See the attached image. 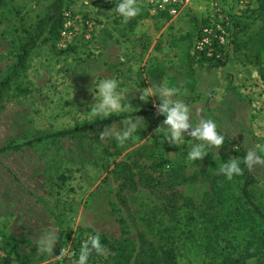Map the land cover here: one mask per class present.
Segmentation results:
<instances>
[{
	"label": "rangeland",
	"instance_id": "374dc122",
	"mask_svg": "<svg viewBox=\"0 0 264 264\" xmlns=\"http://www.w3.org/2000/svg\"><path fill=\"white\" fill-rule=\"evenodd\" d=\"M54 1L0 0V83L13 76L0 102V147L22 146L0 154V264H75L81 242L97 233L112 241L134 238L140 254L131 264H164L171 249L178 264H264V224L241 200L242 175L228 180L219 172L218 164L239 159L229 146L207 148L202 160L190 161L193 138L169 144L159 130L153 138V124L166 119L157 113L133 117L142 126L122 146L100 133L120 131L127 119L26 145L94 122L83 112L93 102L92 71L97 81L117 80L133 104L123 114L162 103L159 96L140 100L138 89L164 82L179 89L193 123L212 119L246 151L264 147L258 61L264 0H192L176 17L141 12L127 23L113 6L62 0L60 33L52 34L48 23L26 63L15 69L28 34ZM205 28L212 32L199 50ZM188 34L192 63L174 43ZM217 35L224 38L220 51L210 43ZM190 65L194 92L185 85ZM252 170L253 197L264 210V166ZM48 229L59 239L52 253H43L35 241ZM114 255L105 248L89 264H114Z\"/></svg>",
	"mask_w": 264,
	"mask_h": 264
},
{
	"label": "clouds",
	"instance_id": "9594fccd",
	"mask_svg": "<svg viewBox=\"0 0 264 264\" xmlns=\"http://www.w3.org/2000/svg\"><path fill=\"white\" fill-rule=\"evenodd\" d=\"M122 18L124 23L140 14L141 8L137 0H115V6L112 9ZM94 77L89 92L92 94L93 102L88 105L85 121L104 120L110 116H119L130 111L132 103L125 100L121 87L116 79L103 77L97 81V77L90 71ZM141 92L139 99L147 102L152 96H159L162 103L156 105L157 113L166 117L157 130L163 133L165 142L174 145H183L186 137L193 138L196 142L189 145L187 159L190 161L202 160L206 154L207 148L219 149L225 143V137L218 132L217 124L212 119H204L198 123H193L190 119V106L180 98L179 89L170 87L162 82L153 84L144 89H138ZM139 117V116H137ZM141 119L128 118L125 126L117 131L106 127L101 133L100 138H114L121 146L134 137L142 126ZM244 165L251 171L256 165L264 166V147L250 148L246 151L243 160L229 158L226 162L218 164L219 172L226 179L232 180L235 176L243 174ZM73 229H75L73 227ZM57 233L52 230H44L39 234L35 241L38 251L43 253H52L55 244L58 241ZM97 256L105 255V246L102 244L100 234L89 235L87 239L80 244L79 256L75 264H89V258L93 254Z\"/></svg>",
	"mask_w": 264,
	"mask_h": 264
},
{
	"label": "trees",
	"instance_id": "16d2710c",
	"mask_svg": "<svg viewBox=\"0 0 264 264\" xmlns=\"http://www.w3.org/2000/svg\"><path fill=\"white\" fill-rule=\"evenodd\" d=\"M78 1V0H77ZM138 3V2H137ZM92 5H99V6H115V0H94ZM138 5L141 8V12L150 14L149 10L146 6L138 3ZM52 10V11H51ZM61 14V15H60ZM155 17L159 18H170V16L167 13L160 12L158 14H153ZM63 17L64 13H62V0H55L50 8V12L42 19H40L37 23V26L35 27V30L28 34L27 42H25L21 48V52L19 53L17 57V63L15 64V69L19 66L26 63L28 57L30 56V53L32 49L36 46L38 39L42 35V31L44 27L50 23V32L52 34L58 35L63 28ZM192 34H188L185 38L181 40H176L174 43L179 46L184 54L185 59L190 63H192V59L195 58L193 56V53L191 52V46L190 41L193 39ZM218 35L215 37H212L211 40V47L214 49L220 51L222 50V46L219 42ZM209 48V46H208ZM220 49V50H219ZM200 54H204L202 51L199 52ZM195 55V54H194ZM198 55V56H199ZM216 61H222L223 60H216ZM259 61V68L261 77L264 81V50H261L260 56L258 58ZM13 76L8 75L1 83H0V102L3 100V97L5 95L6 90L10 87L12 82ZM195 78H194V70L192 68V65L189 66V71L187 73V78L185 80V85L187 88L194 92L196 89L195 84ZM157 113V107L152 106L149 107L147 110L134 112L131 114H123L119 116H111L109 118H105L104 120H97L90 124H86L83 126L71 128L68 130H61L58 132H55L53 134H48L44 136H40L35 140L27 142V146L33 145L35 142H40L43 140L48 139H56V138H62L69 135H77L81 133H86L87 131L97 128V127H105L108 125H111L112 123L119 122L128 118H133L135 116H141V115H155ZM158 114V113H157ZM158 125L155 122L152 127V135L154 139L158 138ZM219 133H221L225 137V143L223 145L229 146L234 154L239 157L240 160H243L244 155L246 153V150L244 147H242L235 139H231L227 134L223 133L222 131L218 130ZM22 146H15V145H9V146H3L0 147V154L7 152V151H14L21 149ZM241 167L244 169L242 174V189H241V200L243 203L247 204L252 211L255 213V215L258 217V219L264 224V210L260 207L259 204H257L254 200L252 189L257 184V177L254 174L253 170L249 171L243 164ZM102 244L105 246L106 249H109L112 252H115V255L113 256L114 264H131L133 254L136 253L138 256L140 254L138 248L136 247V241L132 237H124L120 240H110L106 236H101ZM142 241V240H141ZM167 253V252H166ZM165 253L163 257V263L164 264H178V258L177 254H174V250H170L167 254ZM93 256L96 258H99L100 256H97L93 252ZM33 259H27L23 260L21 264H33ZM137 263V262H136Z\"/></svg>",
	"mask_w": 264,
	"mask_h": 264
},
{
	"label": "built area",
	"instance_id": "2783aa9c",
	"mask_svg": "<svg viewBox=\"0 0 264 264\" xmlns=\"http://www.w3.org/2000/svg\"><path fill=\"white\" fill-rule=\"evenodd\" d=\"M192 0H137L138 3L144 5L147 7L149 12L151 14H158L160 12H164L169 14L172 17L178 16L181 11L183 10L184 7L190 4ZM82 2L85 5H92L94 0H82ZM66 17H69V13H65ZM72 29V23L69 22L65 25L64 30L62 34L65 36L68 34V32ZM210 31L208 28H205L202 30L200 34V40L196 43V48L197 49H203L206 44L209 42V37H210ZM219 42H223V37H218ZM206 43V44H205ZM211 43V42H210ZM208 47V46H207Z\"/></svg>",
	"mask_w": 264,
	"mask_h": 264
}]
</instances>
